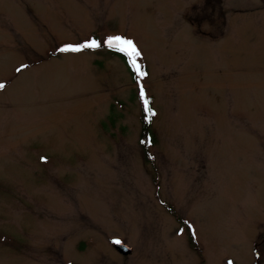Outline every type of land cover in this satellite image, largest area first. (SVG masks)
Here are the masks:
<instances>
[{
	"label": "rangeland",
	"instance_id": "374dc122",
	"mask_svg": "<svg viewBox=\"0 0 264 264\" xmlns=\"http://www.w3.org/2000/svg\"><path fill=\"white\" fill-rule=\"evenodd\" d=\"M0 264H264V0H0Z\"/></svg>",
	"mask_w": 264,
	"mask_h": 264
},
{
	"label": "trees",
	"instance_id": "16d2710c",
	"mask_svg": "<svg viewBox=\"0 0 264 264\" xmlns=\"http://www.w3.org/2000/svg\"><path fill=\"white\" fill-rule=\"evenodd\" d=\"M117 57L120 58L128 67V70L131 71L129 64L127 62V59L124 57V55L120 54V53H116ZM151 116H149L147 119L143 120L142 122V129H141V135H140V141H144L147 143V145H149V143L153 144L155 140H153V132L151 130ZM146 145H143L144 148ZM191 238V237H190ZM191 242V239H189ZM256 252L255 255L258 259V250L254 249Z\"/></svg>",
	"mask_w": 264,
	"mask_h": 264
},
{
	"label": "water",
	"instance_id": "95a60500",
	"mask_svg": "<svg viewBox=\"0 0 264 264\" xmlns=\"http://www.w3.org/2000/svg\"><path fill=\"white\" fill-rule=\"evenodd\" d=\"M113 248L115 249V251L120 254L121 256H128L131 253V249L125 245L124 243L120 242V241H114L113 242Z\"/></svg>",
	"mask_w": 264,
	"mask_h": 264
}]
</instances>
